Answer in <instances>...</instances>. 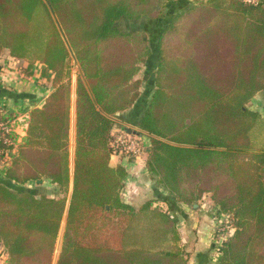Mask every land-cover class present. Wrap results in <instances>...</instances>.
Returning <instances> with one entry per match:
<instances>
[{
  "label": "trees",
  "instance_id": "16d2710c",
  "mask_svg": "<svg viewBox=\"0 0 264 264\" xmlns=\"http://www.w3.org/2000/svg\"><path fill=\"white\" fill-rule=\"evenodd\" d=\"M166 1L47 0L83 75L75 77L70 175L68 49L45 0H0V54L7 50L25 61L26 75L33 64H44L41 76L53 87L42 105L29 111L16 154L8 165L0 157V164L14 183L46 178L59 189L57 196H35L0 182L5 264H52L69 183L55 264H187L181 248L153 242L158 234L178 239L170 214L153 206V199L139 207L123 201L127 171L108 165L110 116L140 97L138 73L152 49L142 31L122 30L117 22L152 24ZM164 19L153 89L135 124L148 134H140L143 144L149 143L146 170L184 204L208 193L216 223L228 216L230 228L212 240L218 264H264V117L248 107L264 88V1L196 0ZM86 212L99 214L111 231L122 229L119 247L78 240L75 229ZM131 232L137 236L133 242L126 240Z\"/></svg>",
  "mask_w": 264,
  "mask_h": 264
},
{
  "label": "crops",
  "instance_id": "0c3cea01",
  "mask_svg": "<svg viewBox=\"0 0 264 264\" xmlns=\"http://www.w3.org/2000/svg\"><path fill=\"white\" fill-rule=\"evenodd\" d=\"M195 2L196 0H173L170 4L172 6L169 5V7L171 11H173L188 7ZM164 20L165 19L163 18L162 21ZM135 30L143 32L144 29L135 28ZM143 34H145L147 40V33L143 32L142 35ZM157 38L158 35H155V38L153 39L154 43H151L154 47H156ZM153 54L154 52L151 49V55L141 65L138 73V77H142V80L147 82L145 84L143 81L141 82L140 97L131 107L123 111L116 112L114 115L110 116L114 122L111 135H113L117 130H121L123 128L129 127L132 130L138 128L135 124L138 122V119L147 106V102L154 85V68L153 73L149 76L145 74L147 70H144L148 60L151 56H153ZM154 56L156 58L157 52H155ZM70 58L73 67L76 68L75 74L72 71L69 107V168L71 175L73 170L75 147V77L77 73L82 77L83 75L81 74V69L78 68V66H74L71 55ZM11 59L12 57L8 54L7 50H4L0 54V104L8 107H20L28 110V112L34 107H40L44 102L45 97L53 89L49 80L46 77L41 76V70L45 68V65L41 63L33 64L31 68L32 74L26 75L23 72V67H25L26 64L16 59ZM48 77H51V72H48ZM248 107L259 111L264 117V88L256 93L255 96L248 102ZM143 135L147 136L148 134L143 133ZM144 146L146 147L145 151H148L147 147L149 146V143H145ZM145 158L146 153L144 156H139L138 158H127L125 156H111L109 158L108 165L110 167L114 168L116 165L121 164L127 171L124 186L121 191L122 200L134 207H139L145 200L153 199L155 200L153 206H156L162 211H164V208L167 207L166 205L168 204V213L173 218L177 230L181 234L180 241L183 243L182 245L185 247V251L187 253V264H218L219 256L210 237L213 223L215 221L213 216L212 200L210 199L209 194H203L200 199L191 205L177 201L157 183V178L155 176H151L147 172L144 164ZM9 161H6L5 164L8 165ZM37 180H30L23 184L14 183L5 177L4 168L0 164L1 183H4L18 191H28L35 196H39L41 194H45L47 196L59 195L58 187L51 183L48 179L41 178V182H38ZM70 187L71 183H69L66 205ZM65 210L60 223L55 250L57 247V241L64 232L67 215V213L65 215ZM54 256L55 255L53 254V259ZM6 258L7 254L0 242V264H5Z\"/></svg>",
  "mask_w": 264,
  "mask_h": 264
},
{
  "label": "rangeland",
  "instance_id": "374dc122",
  "mask_svg": "<svg viewBox=\"0 0 264 264\" xmlns=\"http://www.w3.org/2000/svg\"><path fill=\"white\" fill-rule=\"evenodd\" d=\"M170 1L172 2V0H169V1H166L165 3H163L160 6L161 7L160 8L161 9V15H160V19H158V21L156 20L154 23L151 24V22L148 21V20H143V21H139L138 20L137 22H134L136 24H134L132 22L131 25H130V23H128V22H125L123 20H118V22H117L118 27L120 29H122V30L131 29L132 26H134L135 28H142V30L144 29L143 32H146L147 36H148L147 40H146L147 41L146 43H149L150 48H152V51L155 54V52H157V49H156V47H154V45H151V43L152 44L154 43L153 39L155 38V35H158L157 33L160 30V25L162 23L163 18H165L166 14L169 12V10H171L170 7H169V5L171 4V3H169ZM154 54L148 60V63H147L148 65L146 64V67L144 65V67H145L144 70H147L145 72V74L147 76H149V75H151L153 73V68H154V65L156 63V58H155ZM11 60H15V58L12 57ZM22 63L26 64L25 61H23ZM72 71L75 74L76 68L72 67ZM140 78L142 79V77H140ZM147 79H148V77H147ZM142 81H143L144 84L147 83L144 80H142ZM143 90H145V89H143ZM144 154L145 153L142 152L141 156H144ZM166 206L167 207L164 208V211L169 212L168 204ZM84 216H85V218H84V220L83 219L82 220L85 221V223H83V221H82V223L79 224L77 226V228L75 229L76 236H77L78 240L81 243H83V244H92V245H96L97 244V245H103V246L111 245V246H114V247H119V244L117 243V239H118V236H119L118 234H120V230H122V229L118 228L119 230H117V231L116 230H112L111 231L109 229L108 222H107V225H106L105 222L100 220V215L99 214H92L90 212H86ZM219 218H220L219 220L221 221V220L227 219L228 216L224 215L222 217L220 216ZM116 220H117L116 218L112 219L113 222H115ZM219 220H218V222H219ZM217 223L216 222L213 223V228H212V232H211V236H210L211 240H213L215 238V235H216L215 225ZM121 228H123V226H121ZM108 230H110V233H108ZM161 233H163V232H161ZM180 235L181 234L178 231V239L174 241L173 239H169V237H166L168 239L165 240L163 234H158L157 235V239L153 240V242H154V244H157L161 248H164L166 245L169 246V247L170 246L179 247V248H181L183 250V252L187 256V253L185 251V247L182 245L183 243H181V241H180ZM147 237H149V236H147ZM136 239H137V236H136V234L134 232L128 233V235H126V240L127 241L133 242ZM124 240H125V237H123V241ZM150 244H152V243H150ZM55 254H56V252L54 253V255Z\"/></svg>",
  "mask_w": 264,
  "mask_h": 264
},
{
  "label": "built area",
  "instance_id": "2783aa9c",
  "mask_svg": "<svg viewBox=\"0 0 264 264\" xmlns=\"http://www.w3.org/2000/svg\"><path fill=\"white\" fill-rule=\"evenodd\" d=\"M28 119V110L0 104V157L3 158L5 163L16 154L18 144L22 142L26 134ZM110 147V157L125 156L127 158H138L144 152L141 135L128 133L122 129L117 130L112 135ZM230 226L228 218L219 220L215 225V231L216 233L226 232Z\"/></svg>",
  "mask_w": 264,
  "mask_h": 264
},
{
  "label": "water",
  "instance_id": "95a60500",
  "mask_svg": "<svg viewBox=\"0 0 264 264\" xmlns=\"http://www.w3.org/2000/svg\"><path fill=\"white\" fill-rule=\"evenodd\" d=\"M45 2H46L47 6H48V8H49V10H50V13H51L52 18H53V20H54V22H55V24H56V26H57V29H58L59 33H60V35H61V38H62V40L64 41V44H65V46L67 47L68 52H69V54L71 55V57H72V59H73V64H74V66H78V68H80V67H79V64H78V61H77V59H76V57H75V54H74V52H73V50H72V48H71V46H70V44H69V42H68V39H67V37H66V35H65V33H64V31H63V29H62V27H61V25H60L58 19H57L56 15H55V13H54V11H53V9L51 8V6H50L49 3L47 2V0H45ZM142 40H143V42L146 41V36H145V34L142 35ZM81 74H82V73H81ZM126 131H127L128 133H134V134H139V135L142 134V133H146L145 131H143V130H141V129H139V128H136L135 130H132L131 128L128 127V128H126ZM37 181H38V182H41L40 179H38ZM70 195H71V187H70V192H69V196H68V199H67V205H66L65 215H66V213H67V208H68V204H69V200H70ZM61 237H62V235H61ZM61 237H60V238L58 239V241H57V247H56V251H55L56 254H55L54 259H53V264H55V263H56V260H57V256H58V252H59L60 244H61V240H62Z\"/></svg>",
  "mask_w": 264,
  "mask_h": 264
}]
</instances>
